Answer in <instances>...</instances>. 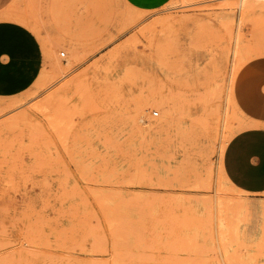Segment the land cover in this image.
<instances>
[{"label":"rangeland","instance_id":"obj_1","mask_svg":"<svg viewBox=\"0 0 264 264\" xmlns=\"http://www.w3.org/2000/svg\"><path fill=\"white\" fill-rule=\"evenodd\" d=\"M10 5L45 53L0 96V264H264V192L221 164L264 0Z\"/></svg>","mask_w":264,"mask_h":264},{"label":"crops","instance_id":"obj_2","mask_svg":"<svg viewBox=\"0 0 264 264\" xmlns=\"http://www.w3.org/2000/svg\"><path fill=\"white\" fill-rule=\"evenodd\" d=\"M10 0H0V96L34 82L43 61L41 44L31 29L11 16ZM139 10H153L168 0H126ZM43 47V46H42ZM43 51V52H42ZM17 84V83H16ZM23 89V88H19ZM233 100L248 120V127L236 132L222 155V170L228 183L248 194L264 192V58L244 63L234 77Z\"/></svg>","mask_w":264,"mask_h":264},{"label":"bare ground","instance_id":"obj_3","mask_svg":"<svg viewBox=\"0 0 264 264\" xmlns=\"http://www.w3.org/2000/svg\"><path fill=\"white\" fill-rule=\"evenodd\" d=\"M243 4H245V5H243V8L241 9V12L246 8V5H247V3H243ZM61 54V53H60ZM167 112H170V108L168 107L167 108ZM165 116V115H164ZM13 124H15V123H13ZM218 206V205H217ZM217 210H221L220 209V205H219V209H217ZM221 212V211H220ZM219 222V221H218ZM221 222H222V220H221ZM221 222H220V224H221ZM221 226H223V224H221Z\"/></svg>","mask_w":264,"mask_h":264},{"label":"built area","instance_id":"obj_4","mask_svg":"<svg viewBox=\"0 0 264 264\" xmlns=\"http://www.w3.org/2000/svg\"><path fill=\"white\" fill-rule=\"evenodd\" d=\"M61 56H64V53L63 52H61V54H60ZM153 115L154 116H157L158 115V112H153Z\"/></svg>","mask_w":264,"mask_h":264}]
</instances>
